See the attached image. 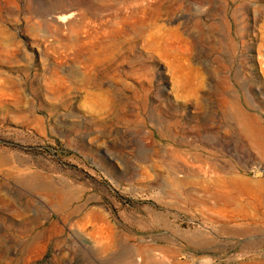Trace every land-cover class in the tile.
<instances>
[{
  "label": "rangeland",
  "instance_id": "rangeland-1",
  "mask_svg": "<svg viewBox=\"0 0 264 264\" xmlns=\"http://www.w3.org/2000/svg\"><path fill=\"white\" fill-rule=\"evenodd\" d=\"M0 264H264V0H0Z\"/></svg>",
  "mask_w": 264,
  "mask_h": 264
},
{
  "label": "bare ground",
  "instance_id": "bare-ground-1",
  "mask_svg": "<svg viewBox=\"0 0 264 264\" xmlns=\"http://www.w3.org/2000/svg\"><path fill=\"white\" fill-rule=\"evenodd\" d=\"M59 19V18H58ZM228 187H230L231 189H232V191L234 190V191H238L239 190V185H237L235 182H229L228 183ZM233 191V192H234Z\"/></svg>",
  "mask_w": 264,
  "mask_h": 264
}]
</instances>
